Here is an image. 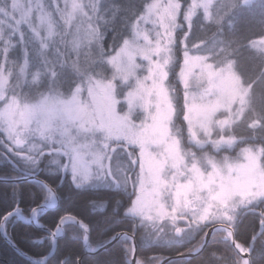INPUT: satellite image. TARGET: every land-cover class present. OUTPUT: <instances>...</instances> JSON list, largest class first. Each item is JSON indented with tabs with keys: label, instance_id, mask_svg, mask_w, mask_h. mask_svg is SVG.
Returning a JSON list of instances; mask_svg holds the SVG:
<instances>
[{
	"label": "snow or ice",
	"instance_id": "obj_1",
	"mask_svg": "<svg viewBox=\"0 0 264 264\" xmlns=\"http://www.w3.org/2000/svg\"><path fill=\"white\" fill-rule=\"evenodd\" d=\"M0 163L11 264H264V0H0Z\"/></svg>",
	"mask_w": 264,
	"mask_h": 264
},
{
	"label": "trees",
	"instance_id": "obj_2",
	"mask_svg": "<svg viewBox=\"0 0 264 264\" xmlns=\"http://www.w3.org/2000/svg\"><path fill=\"white\" fill-rule=\"evenodd\" d=\"M4 165L3 163L0 164V169H3ZM23 222H18V226L14 227L12 229L13 235H17L19 232V225H22ZM32 249H29L31 251ZM144 254L147 256H153V255H168V254H175L172 251H169L167 248H155V249H149L146 248L144 251ZM15 258L14 252L8 248L6 242L3 239H0V264H11L12 260Z\"/></svg>",
	"mask_w": 264,
	"mask_h": 264
},
{
	"label": "flooded vegetation",
	"instance_id": "obj_3",
	"mask_svg": "<svg viewBox=\"0 0 264 264\" xmlns=\"http://www.w3.org/2000/svg\"><path fill=\"white\" fill-rule=\"evenodd\" d=\"M0 164H2V163H0ZM169 256L174 258V257H175V254H168V255H165V257H169Z\"/></svg>",
	"mask_w": 264,
	"mask_h": 264
},
{
	"label": "bare ground",
	"instance_id": "obj_4",
	"mask_svg": "<svg viewBox=\"0 0 264 264\" xmlns=\"http://www.w3.org/2000/svg\"><path fill=\"white\" fill-rule=\"evenodd\" d=\"M175 258V257H174Z\"/></svg>",
	"mask_w": 264,
	"mask_h": 264
}]
</instances>
